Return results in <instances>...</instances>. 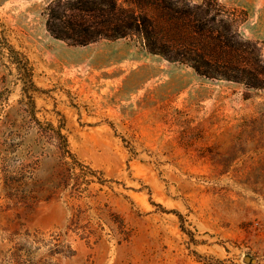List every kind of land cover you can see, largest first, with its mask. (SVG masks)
<instances>
[{
    "label": "rangeland",
    "instance_id": "374dc122",
    "mask_svg": "<svg viewBox=\"0 0 264 264\" xmlns=\"http://www.w3.org/2000/svg\"><path fill=\"white\" fill-rule=\"evenodd\" d=\"M51 1L0 0V264H264V84L201 75L135 35L67 44L46 28ZM189 1L210 7L199 62L264 69V0ZM225 28L235 46L215 39ZM3 40L33 66V103ZM49 123L88 184L61 180ZM8 175L16 197L35 176L39 199L10 200Z\"/></svg>",
    "mask_w": 264,
    "mask_h": 264
},
{
    "label": "trees",
    "instance_id": "16d2710c",
    "mask_svg": "<svg viewBox=\"0 0 264 264\" xmlns=\"http://www.w3.org/2000/svg\"><path fill=\"white\" fill-rule=\"evenodd\" d=\"M135 6H147L159 12L157 19L138 12L133 7H124L119 0H52L45 9L46 28L55 38L61 39L70 45H86L99 38L117 39L126 36H137L146 48L153 53H160L172 61L192 60L195 70L204 76L226 78L244 81L252 86L263 85L259 74L264 75V69L257 71L256 67H239L233 64H212L209 60L201 63L197 60L201 55L197 53L200 47L194 41L195 36H201L208 30V15L210 7L206 5H192L189 0H125ZM158 18H161L159 20ZM235 21V19H231ZM2 23H0L1 25ZM231 27V26H230ZM229 28V27H226ZM226 28L215 39L227 46H235L231 42ZM205 31V32H204ZM2 51L9 65V71L23 83V94L33 103V93L37 87L33 81V66L27 55L13 48L3 40ZM194 54V57H191ZM40 127L39 137L43 139L44 149L47 145L52 148V157L61 172V180L73 176L75 180L83 178L85 183L90 181L94 171L76 158L70 148L67 134L63 127ZM43 151L41 155H43ZM45 155V153H44ZM5 187L10 200L22 203H31L39 199L35 185L37 179L30 177L23 183L22 196L16 197L19 185L14 183L13 175H8ZM60 180V181H61ZM61 186V185H60ZM57 185V188H60ZM123 222V221H122ZM121 239L129 235L124 223Z\"/></svg>",
    "mask_w": 264,
    "mask_h": 264
},
{
    "label": "water",
    "instance_id": "95a60500",
    "mask_svg": "<svg viewBox=\"0 0 264 264\" xmlns=\"http://www.w3.org/2000/svg\"><path fill=\"white\" fill-rule=\"evenodd\" d=\"M246 259H249V257H247Z\"/></svg>",
    "mask_w": 264,
    "mask_h": 264
}]
</instances>
